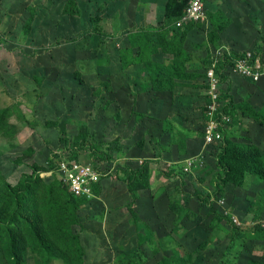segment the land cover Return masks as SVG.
I'll return each mask as SVG.
<instances>
[{
    "label": "rangeland",
    "instance_id": "1",
    "mask_svg": "<svg viewBox=\"0 0 264 264\" xmlns=\"http://www.w3.org/2000/svg\"><path fill=\"white\" fill-rule=\"evenodd\" d=\"M66 1L0 0V123L14 131H0V218L16 204L7 186L45 175L52 158L55 165L61 154L69 158L74 142L85 143L77 161L101 174L92 193L77 198L38 176L42 182L21 205L26 217H38L53 248L37 245L18 218L9 226L22 235L20 264H264V241L255 235L264 227V179L248 175L243 187L227 185L215 197L219 144L205 147L201 139L208 60L221 47L264 58V0H205V19L184 39L187 70L197 77L167 92L152 91L141 66L120 62L131 33L161 26L166 0H74L79 15L64 11ZM218 22L229 26L212 44L208 33ZM220 92L228 97L222 107L246 102L264 113V78L230 74ZM229 115L234 125L222 128L224 136L264 154L260 117ZM184 141L186 150L178 147ZM201 151L208 156L185 172L184 156ZM142 164L145 177L130 184L125 170ZM197 191L211 205L201 206ZM4 233L0 227V264H8Z\"/></svg>",
    "mask_w": 264,
    "mask_h": 264
},
{
    "label": "trees",
    "instance_id": "2",
    "mask_svg": "<svg viewBox=\"0 0 264 264\" xmlns=\"http://www.w3.org/2000/svg\"><path fill=\"white\" fill-rule=\"evenodd\" d=\"M205 1V0H204ZM190 0H167L164 11L163 22L160 27L154 30H148L146 28L138 29L136 32H133L129 35V47H126L123 50V56L121 53L120 62L123 69H128L133 65L141 66L139 68L140 72L143 75L147 74V79L150 82L151 90L155 92H167L175 89L180 84L181 81L184 80H193L196 79V75L188 72L186 64L188 60H191L190 54L186 51L184 47V39L186 37V33L192 29V27L197 24V22L188 23L184 28L178 27L177 21L184 15L187 7L189 6ZM64 11L70 15H79V10L75 6L74 0H67L64 5ZM218 22L217 24H213L211 31L208 33V39L210 43L217 44L222 38V33L229 26V23ZM199 24V23H198ZM100 33L99 31H97ZM223 44V43H220ZM218 46H220L218 44ZM224 54L221 56L217 63L216 72L220 78L221 90L222 86L225 85L229 81V76L234 75L232 72L233 60L238 57L245 56V52ZM159 54H167L171 56L170 60L166 61H156L154 57ZM188 55V56H187ZM254 60L256 57H260L261 68L260 71L264 70V58L260 55L254 54ZM212 60L209 58L208 67H210ZM253 63V62H252ZM206 77V72H205ZM244 78V77H243ZM264 75L258 80L254 81L250 78H246L253 83H259L263 80ZM227 85V84H226ZM108 89V88H107ZM109 91V89H108ZM111 91V90H110ZM109 91V92H110ZM208 97V96H207ZM228 98L225 95H222L220 92V99ZM209 101V99H208ZM222 102V101H221ZM110 105V104H109ZM205 109V108H204ZM227 110V111H226ZM241 110L244 113V116L250 115L251 117H255L258 115L261 119L258 124H264V113L261 114L257 108L253 105H250L246 102H238L234 103L230 101L228 104H223L221 109L224 113L235 114ZM207 111V108H206ZM6 109L0 111V118L3 117ZM219 117V114L216 115ZM6 125L5 123H0V131H2L1 127ZM234 125V122L233 124ZM8 127V125H6ZM7 131L14 132L9 127ZM223 131V140L219 143L217 149L216 163L215 167L217 168V183L215 187V194L218 192L221 195H215V197H223L224 191L227 190V187L222 190V187L227 185H232L235 187H243L245 179L248 175H254L259 177L260 179H264V154L260 152L258 147H256L252 143H241L235 142L228 137L224 136ZM205 130L202 136V141L204 142ZM186 139V138H185ZM190 139V138H189ZM178 144V143H177ZM85 146L83 142H74L70 146H68L67 154L68 157L74 160H79V154L81 147ZM93 147V146H92ZM91 147V148H92ZM179 148L186 150L188 149L185 141L183 144H178ZM208 147H213L208 146ZM215 151V149H214ZM98 151H96L97 153ZM202 152V151H201ZM200 152L197 153V155ZM79 156V157H78ZM204 156H208L204 151ZM103 157L107 158V155L103 153ZM189 158L192 156H184V158ZM183 158V159H184ZM55 163L53 158L51 159V163L49 164L48 169H54ZM147 170V164H142L140 168L135 170L128 169L125 170V174L127 175V181L131 184L135 180H142L145 177V171ZM172 173H166V177H169ZM39 176V175H38ZM36 177L33 181L24 180L21 181L16 187L7 186L9 195L12 197L14 201V206L11 214L8 216L7 220L0 218V227H4V248L3 253L7 257L8 264H20V252H19V242L21 241L22 235L20 232L14 231L10 228L9 224L16 221L18 218H22V220H26L29 223L31 228V239L42 247L53 248V242L49 240L45 234L38 228L37 224L38 217H35L32 220L30 217H26V207L22 204L28 200L29 196L32 197V194L37 188L36 184L40 183L41 179ZM47 183H51L50 185L60 184L64 188L63 190H67V187L59 182L55 177L47 179ZM42 182V181H41ZM98 184V183H97ZM95 184V186L97 185ZM230 189V188H229ZM68 192V191H67ZM69 193V192H68ZM31 194V195H30ZM70 194V197H75L74 194ZM194 198L197 199L198 203L201 206L211 205V200L209 195H204L201 192H195L192 194ZM17 201V202H16ZM230 201V202H229ZM227 203V207L231 205V199L225 201ZM229 204V206H228ZM76 208L77 205L75 206ZM74 207V208H75ZM21 211V213H20ZM34 217V216H33ZM76 219V218H74ZM71 231V230H69ZM20 236H19V235ZM255 235L258 240L264 241V227L258 225L255 227ZM78 248H80V244H76ZM73 248V247H72ZM170 259V257H167ZM175 263L173 260L166 261L163 264H172Z\"/></svg>",
    "mask_w": 264,
    "mask_h": 264
},
{
    "label": "built area",
    "instance_id": "3",
    "mask_svg": "<svg viewBox=\"0 0 264 264\" xmlns=\"http://www.w3.org/2000/svg\"><path fill=\"white\" fill-rule=\"evenodd\" d=\"M205 17L206 13L204 0H190L189 6L187 7L184 15L177 21L176 25L181 27L188 23L202 22ZM218 50V57L216 59H212V63L209 68L210 70L207 73V96L209 99L207 105V116L209 121L207 122L208 125L205 129V147L219 144L223 140V132L221 131L222 128L227 130L233 124L231 116L221 111V83L216 72L217 63L221 56L224 54H230L231 52L222 47ZM254 57V54L251 52H246L245 56L234 59L232 72L236 75L258 81L262 77L263 72L260 71V58L256 57L254 60ZM218 114L219 117L217 118L216 115ZM199 157L205 158L204 151L200 152L196 156L184 159V171L189 173L193 168H196L197 166H193V164H198L196 158ZM203 162L204 159L201 160L199 166H201ZM39 176L50 178L55 177L59 182L68 188V191L71 194H74L75 196L90 195L92 193L93 184L97 183L101 178V174L95 168L81 161L69 158L67 159L65 153L59 156L54 169L48 170L45 175L39 174ZM224 204L225 202L221 203V205Z\"/></svg>",
    "mask_w": 264,
    "mask_h": 264
},
{
    "label": "crops",
    "instance_id": "4",
    "mask_svg": "<svg viewBox=\"0 0 264 264\" xmlns=\"http://www.w3.org/2000/svg\"><path fill=\"white\" fill-rule=\"evenodd\" d=\"M166 2H167V0H166ZM166 2H165V4H164V11H165V5H166ZM141 29V28H140ZM246 53V52H245ZM159 55H161V54H159ZM165 55H167V54H165ZM158 56V55H157ZM167 57H168V60H170L171 59V56L170 55H167ZM114 104H116L117 105V102H115Z\"/></svg>",
    "mask_w": 264,
    "mask_h": 264
}]
</instances>
